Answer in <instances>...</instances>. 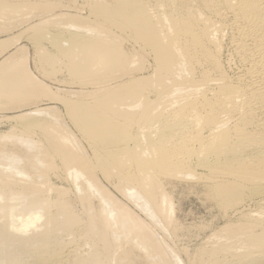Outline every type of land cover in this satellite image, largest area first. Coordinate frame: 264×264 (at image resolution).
<instances>
[{"label":"bare ground","instance_id":"1","mask_svg":"<svg viewBox=\"0 0 264 264\" xmlns=\"http://www.w3.org/2000/svg\"><path fill=\"white\" fill-rule=\"evenodd\" d=\"M86 7L85 17L56 14L71 19L58 24L64 30L58 38L44 30L56 18L47 5L0 0V21L16 23L22 16L17 20L22 26L38 18L22 30L34 44L49 40L56 50L49 55L39 48L41 57L62 63L71 79L90 86L86 100L64 105L91 154L62 129L51 109L36 107L12 117L20 131L0 135L2 143L14 140L13 149L0 143V264H129L122 244L154 264H185L96 176L115 179L120 194L163 233L174 210L161 177L202 182L223 214L257 198L264 205V0H89ZM227 27L232 50L247 66L236 83L220 70ZM125 34L151 53L150 76L135 75L137 60L121 46ZM13 36L0 40V99L50 95L35 88V78L21 75L28 70L27 56L16 48L20 35ZM201 61L216 79L208 69L195 76ZM37 134L42 141L34 139ZM50 174L70 183L77 199L89 205L88 222L65 198L67 189L50 184ZM257 210L212 234L211 248L190 264H264V207ZM77 233L85 249L74 242V251H64L60 237Z\"/></svg>","mask_w":264,"mask_h":264},{"label":"rangeland","instance_id":"2","mask_svg":"<svg viewBox=\"0 0 264 264\" xmlns=\"http://www.w3.org/2000/svg\"><path fill=\"white\" fill-rule=\"evenodd\" d=\"M88 1L89 0H34V4L47 5L49 7V10H51V13L53 12L52 13L53 15L55 13V17L57 15H60L61 12L65 15H68V14L70 15V13H72L71 15L75 14L74 16H84L85 17V16H88V12H87L88 10L86 7ZM108 1H111V0H108ZM153 4L155 5V2L150 1V6H154ZM79 7L80 9L81 7L82 9H84V11L81 9L83 11L82 14H80L81 12H80ZM153 8L154 7H152V9ZM75 9L76 10L78 9V10L76 11ZM154 10L156 9L154 8L152 11ZM77 12H79L80 15ZM157 12L158 11L156 10L154 13L158 14ZM52 17L54 16H51L52 21L49 22L47 26L44 28L45 32L50 33L51 35H54V37H58V38L64 37V34H63L64 30L62 28L63 26L58 25V24H62V23L67 24V22L70 21L71 19L66 18V17H56L57 19L56 18L52 19ZM19 19L22 21V16H20L19 18H16V23L14 21L10 23L11 25L9 24V22L0 21V27H1L0 28V40L10 39L14 37L13 35L15 36L20 35L19 45L16 46V48L18 47L19 49H22L23 52H26L27 63H28V68H27L28 70L24 69L21 75H29L35 78V82L37 83L35 88H37L38 86H41L45 89H48L50 91V95H47V93L45 95V93L39 92V93H34L35 96L38 95L36 97L32 95L31 97H27L24 99H18V100L0 99V135L4 133H8L13 130L16 132L20 131V129H18V127L16 126V122L14 121V119H12L14 115L22 113L26 110L28 111L36 107L51 109V111L53 110L52 114L59 120V125L62 127V129L71 133L74 136L75 140L77 141V144L79 145V147H81L82 150L86 151L85 152L87 153L86 155L90 156L91 154H90L89 148L87 147L88 145L81 138L79 132L72 125L71 121L69 120V117L67 115V111L64 105V103L70 100H77V99L86 100L88 97L86 96L85 93L90 92V86L89 85L82 86L81 83H78L77 81L71 79L67 73L68 67L67 66L64 67L62 63L59 64L58 62H55L53 58H52V61H47L41 57V52H39V48L43 49L40 51L42 52L44 51L46 54H49V55H53L54 53H56V50L53 49L52 45H50L49 40L43 39L40 43L36 45L28 39L30 36V33H27V32L23 33L24 32L23 30L27 27V25L29 26L30 24L37 22L38 18H33V20L29 19L27 20V22H24L22 26L21 25L19 26V22L17 21ZM4 23L6 25H3ZM2 26H4L5 29L2 30ZM223 31L225 33L223 32L222 34V38L223 36L224 38L223 40H221V50L219 53V59H220L219 61H220V64L222 65V66L220 65L221 66L220 70L221 72L225 73L224 75L227 76L226 77L227 79H229L227 80L228 82L232 83L233 81V83H236L237 80H239V77L242 78V76H244L247 66H246V63H243V60H241L239 54L236 53L237 54L236 55L234 53L235 51H233L234 48L231 43L232 42L231 40L232 32L230 33L231 29L227 27V29H224ZM125 35H124V38L121 37V40H122L121 46H122V50L125 53H127L128 55L130 54L131 56H135L137 60V64L136 66H134V70H136L135 75H144V76L149 75L150 76L151 73H153L152 70H154V68H152L154 66L153 64L154 61H153V57L151 56V53L147 52L148 51L147 50L144 52L146 54L145 55L143 53V50L140 51L141 50L140 47L137 46L135 42L134 43L136 45L133 43L134 41L133 38H131L129 34H128L129 36L128 35L125 36ZM229 36L231 37V39ZM14 50L15 48H11L8 51V53L11 51L14 52ZM2 57L3 56H1L0 59ZM203 62L205 61H201V63L199 64L203 66V67L199 66L201 67V69H199L198 65H195V68H196L195 76H197L198 78L200 77L203 71L209 70L211 71L210 72L211 77L213 79H216L215 77H217L216 76L217 73L216 72L213 73L214 71L212 72V70H210L211 69L209 68L210 66L206 63L203 64ZM244 64H245V67H244ZM236 77L238 78L236 79ZM210 86L212 87V85ZM150 98L152 99L153 97L150 96ZM19 100H20V103H17V101ZM33 137L35 140H38V141L43 140L39 134L34 135ZM13 141L14 140L10 141L11 144L9 141H4L3 143L2 142L0 143L5 144L7 146L9 145L7 148L13 149L12 148L13 146H11ZM55 162L57 165H59L58 160L55 159ZM59 172L57 174L61 173ZM196 172H199L198 174L202 173L200 170H196ZM100 175L101 174L98 173L96 177L100 185H103L102 187L105 188V191L109 192V194L111 193L110 195L114 196L113 197L114 200H116L117 202L120 201L119 203H121L123 206H126L125 208L129 212L131 211V213L136 215L140 220L145 221L148 225H150V227L153 229L155 233H158L160 237L162 236L164 238V241L168 244V246L170 245V248H173V250L175 249L174 250L175 253H178L180 255V257L183 259L185 264L193 263L192 262L193 259L195 260L196 256L200 252L207 250V248L208 249L211 248L208 245L212 246L214 243L213 242L214 240L209 241V239H211L210 238L211 235L219 231L220 228H222L226 224H230V223L233 224V223H236L242 220V214L244 215L248 211L249 213L254 212L253 214H255L257 209H258L257 211H259L264 207V205L262 204L263 203L262 199L258 200L257 198V199H254L256 200L255 201L256 203L254 202V200H249L246 203H244L240 209L237 208L235 209L236 211L233 209H232L233 211L227 210V212L225 211V214H223L224 211L222 209L219 210L220 208L217 206V204L211 201L210 199H208L209 197H207L208 195H207L206 187L204 186L202 182H197L196 180H190V179L189 180H185V179L177 180V178L172 179V177H169V178L165 177L164 179V177H161L160 181L162 183L163 189L169 195L171 199L170 201L173 205V210H174L171 213L173 215V216L171 215L173 218L172 223L168 226L169 229L167 227V232L165 230V232L163 233V231L159 230L160 229V227H158L159 224H155V223L151 224V222H149V219L144 215V213H142L138 208H136L134 204L131 203V201L127 200L122 194H120V192L115 188V184H116L115 179H110L109 181L111 182H109L103 179L102 175L101 176ZM54 177H55L54 174L52 175L50 174L48 176L47 179H49L50 184H52L56 188L61 189L62 187V189L64 188L67 189L65 198L67 197L66 199H69L68 202L72 203L70 204L72 205V208H74L76 214L77 215L79 214L78 215L79 217H81L83 220L85 219L88 222L89 219L87 218L88 215L86 216V213L88 212L89 208L87 207H89V205H85L86 203H82L80 202L79 199H77L76 191L70 183L68 182L65 183V181H63L62 178L60 179V177L58 176H57L58 178L55 177L56 179ZM50 196L51 198L54 197L55 193L54 194L52 193ZM93 200L92 202H90V205L92 206L93 213L94 212L97 213L98 211L97 207L99 203L97 199H95L94 201ZM248 206L249 208L247 209ZM243 207H244V210H241L243 209ZM256 207L257 209H255ZM249 209L250 210L252 209V210L250 211ZM237 210H241V211H237ZM233 212L235 214L237 212V214L235 215L233 214ZM238 213H240L239 216L241 218L238 216ZM159 215L160 214H158V216ZM161 217L163 216L160 215L159 221L161 220L160 222L162 223L163 218ZM78 235L80 236L81 239L77 238ZM75 236L76 235L69 237L67 235H63L60 237V239L62 240V243L64 244L62 245L65 246L66 248L64 249V251L65 250L74 251V247L77 246L78 248V245L79 246L81 245L80 249L83 247L81 250L85 249L83 246V244L85 243L83 242V240L85 241V239L81 237L80 233H77V237ZM73 237L76 239H74ZM121 251L123 254H127V257L125 255V259L127 260L129 259L128 260L130 261L129 264H154V263H151L152 261L151 262L149 260L147 261L146 257H144V255L140 251H138L137 248L135 249V247L133 246L131 247L130 245L122 244ZM197 260L199 259H196L195 263H198L196 262Z\"/></svg>","mask_w":264,"mask_h":264}]
</instances>
